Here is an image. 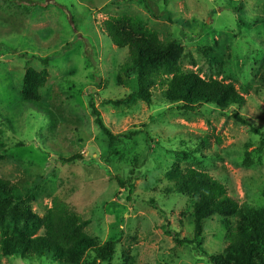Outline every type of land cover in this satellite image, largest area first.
<instances>
[{"label":"rangeland","instance_id":"374dc122","mask_svg":"<svg viewBox=\"0 0 264 264\" xmlns=\"http://www.w3.org/2000/svg\"><path fill=\"white\" fill-rule=\"evenodd\" d=\"M122 15L144 20L162 41H179L183 69L233 83L245 104L187 113L159 88L150 105L128 100L136 80L122 72L127 49L100 30L103 20ZM256 19L264 20V0H0V177L35 195L38 215L61 197L89 221L86 233L116 242L110 264H211L208 256L223 253L235 220L208 217L200 251L178 245L175 238L193 237L191 203L163 191L164 174L175 162L197 167L239 205L264 208V21L246 25ZM27 68L49 73L40 102L50 115L20 100ZM90 102L115 140L95 126ZM75 154L84 161L59 160ZM132 169L129 195L117 177L127 179ZM0 264L56 263L0 255Z\"/></svg>","mask_w":264,"mask_h":264},{"label":"trees","instance_id":"16d2710c","mask_svg":"<svg viewBox=\"0 0 264 264\" xmlns=\"http://www.w3.org/2000/svg\"><path fill=\"white\" fill-rule=\"evenodd\" d=\"M231 6L234 13L242 11L241 5ZM262 21L264 20L256 19L245 24L250 27ZM238 22L239 26H243L244 21L239 18ZM100 26L101 32L113 45L119 49H127L128 61L122 72L127 76H134L136 80L133 96H129L128 100L135 97V100L150 105L152 93L159 88L164 101L178 104V109L187 113L194 112L204 105H214L224 110L231 106L241 108L245 104L244 96L237 91L233 83L201 77L196 71L183 69V45L177 40H160L158 33L137 16L109 17L103 20ZM42 63L47 65L48 58L42 59ZM48 76L45 68L39 71L27 68L23 74L19 97L22 103L32 109L50 115L40 102V90L45 86ZM123 102L121 99L110 103L120 105ZM89 108L99 131L107 139L115 140L118 136L113 135L103 124L99 111L91 102ZM233 117L241 124L250 126L242 115L233 113ZM250 127L252 131L257 132ZM261 136L258 150L264 151V134ZM4 152L5 145L0 141V161L4 159ZM181 153L184 158L188 157L187 152ZM59 160L71 164L84 161V158L75 154L68 158L59 157ZM128 172L127 179L117 177V181L130 195L134 189L136 170ZM164 179L165 193L180 195L191 203L193 237L191 240L175 238L178 245H194L195 249L200 251L204 221L214 215H219L225 220L233 218L234 227L227 234L228 243L223 253L208 256V261L211 264H264L263 207L239 205L228 195L223 184L197 167L182 168L179 162H175L165 172ZM35 200L34 194L0 177L2 257L45 258L56 264H96L97 261L110 264L115 254V241L101 243L97 237L86 233L85 228L89 221L83 220L61 197L53 196L50 207L42 215L32 209ZM88 253H92L91 262L87 261L91 258Z\"/></svg>","mask_w":264,"mask_h":264}]
</instances>
